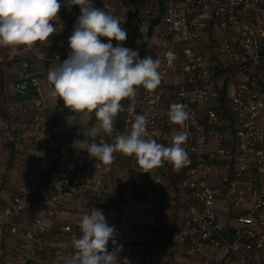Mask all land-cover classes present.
Instances as JSON below:
<instances>
[{
	"label": "built area",
	"instance_id": "1",
	"mask_svg": "<svg viewBox=\"0 0 264 264\" xmlns=\"http://www.w3.org/2000/svg\"><path fill=\"white\" fill-rule=\"evenodd\" d=\"M94 6L116 16L127 32L126 42L137 46L144 39L151 24L160 28L154 45L153 59L160 60L162 80L153 91L138 87L134 98L121 103V127L113 136L130 131L134 115L146 114L147 129L152 138L159 135L165 121L159 105L167 91V76L171 69L186 75L190 84L183 82L169 88L173 104H183L189 119L178 125L179 132L188 134L182 145L196 165L179 179V186L188 190L200 203L187 205L178 230V239L185 243L186 254L193 264H214L215 255L231 256L235 264H264V0H92ZM60 12L65 13L62 6ZM73 22L54 24L57 32L73 34L79 17L71 13ZM215 31L229 32V38L203 46L204 39ZM107 43L106 38H102ZM203 47L204 51L199 52ZM71 49L55 48L44 54L29 51L28 58H11L20 65L14 90L32 92V102L39 113L21 131L57 134L71 128L70 120L53 122L47 109L55 106L51 98L52 85L40 70L31 72L32 64L60 61L69 58ZM223 95L228 99L232 115L233 143L223 145L224 134L210 128L218 117L210 100ZM134 106V113L127 111ZM15 103L6 105L12 113ZM203 108L199 113L196 109ZM15 128L3 126L0 143L13 140ZM23 168L29 174L26 186L11 196L0 208V239L17 238V246L9 255L0 253V264H65L74 252L72 237L79 238L80 218L93 209H101L109 226L118 229V243L123 245L122 256L131 264L148 259L145 251L134 253L135 233L128 209L109 211L102 199L105 190L101 176L93 175L101 166L84 159L69 158L53 140L38 147L19 144ZM227 158L221 184H211L208 176L216 156ZM184 168V167H183ZM173 171L176 175L182 173ZM155 182L161 187V178ZM124 186L130 190L132 179ZM177 192L164 202L175 203ZM230 196L234 206L248 203L245 211L234 221L230 240L216 234L219 211L216 201ZM86 205L87 208H84ZM209 245L212 251L204 253ZM111 250V244H109Z\"/></svg>",
	"mask_w": 264,
	"mask_h": 264
},
{
	"label": "clouds",
	"instance_id": "2",
	"mask_svg": "<svg viewBox=\"0 0 264 264\" xmlns=\"http://www.w3.org/2000/svg\"><path fill=\"white\" fill-rule=\"evenodd\" d=\"M65 6L69 11L78 6L81 14L68 40L69 58L48 71L47 79L53 86L50 95L73 112L94 111L96 117V123L73 146L104 165L114 162L115 153L134 156L144 173L165 161L177 171L187 166L190 159L182 145L188 134L178 132L170 147L157 143L147 129L146 114L134 115L130 131L115 136L113 143L106 141L104 137L113 136L118 113L125 111L121 101L134 98L138 87L148 91L158 88L161 62L151 56L140 58L137 50L124 47L127 32L119 18L96 8L92 0H66ZM61 7L60 0H0V47L29 52L38 42L47 44L57 33L54 21L59 19ZM113 40L118 42L115 46ZM127 111L134 113V106ZM167 115L175 125L189 119L188 110L178 103L171 105ZM79 230V238L72 237L74 252L65 264H131L121 255L118 229L109 226L101 209L83 214Z\"/></svg>",
	"mask_w": 264,
	"mask_h": 264
},
{
	"label": "crops",
	"instance_id": "3",
	"mask_svg": "<svg viewBox=\"0 0 264 264\" xmlns=\"http://www.w3.org/2000/svg\"><path fill=\"white\" fill-rule=\"evenodd\" d=\"M62 6L65 7V13H59V19L54 24H69L74 20L71 13H78V6H72L71 11L65 6L66 0H60ZM152 27V34L147 41V56L154 57V47L149 46L151 39L155 38L157 42L160 28ZM149 30V28H148ZM148 33V31H147ZM146 33V34H147ZM145 34V36H146ZM229 32L215 31L210 37L204 39L203 46L211 42H219L230 37ZM69 34L67 30L57 32L50 37L47 44H37L36 51L44 54L50 53L53 49H63L69 46ZM125 42V41H124ZM113 46L118 42L113 40ZM155 45V44H154ZM201 47L199 52H203ZM0 134L3 126L6 124L15 128L13 140L7 144L0 143V208H2L15 193L21 191L27 184L29 174L23 168V156L17 149L19 144L24 146L38 147L39 144L48 143L50 140L55 141L63 149L64 153L72 159H84L101 166L100 171H95L93 175L101 176L105 190V196L102 199L105 207L112 213H117L119 209H128L131 217V226L135 233L132 240V248L134 253L145 251L148 259H143L140 264H193V257L186 254V245L178 239V230L182 225L186 206L193 204L200 207V203L191 195V193L179 186V179L185 177L187 170L196 165L195 160L185 166L180 175H176L173 166L164 162L160 167H154L144 173V169L138 166L135 157L124 156L121 153H115V160L111 165H104L100 161L90 158L86 151L76 149L73 142L83 139V133L96 123L94 111L91 113L74 112L64 116L62 120H70L71 128L63 129L57 134L40 133L29 131L26 135H21V131L26 128L32 119L39 113V109L32 102V92L26 91L19 93L14 90L13 83L16 80L20 65L11 58H28L29 52L11 49L9 47H0ZM60 61H48L45 63L32 64L31 72L40 69L46 76L51 68L56 67ZM183 82L190 84L186 75H180L174 69L169 71L166 84L167 91L163 94L160 101V111L165 117L162 129L159 135L154 139L157 143L170 147L173 143V136L178 131V125L171 124L168 119V111L173 104V97L169 93V88ZM59 100V99H58ZM58 102V101H57ZM15 103L16 110L9 113L6 105ZM121 103H125L123 99ZM208 105L213 107L218 117V123L213 124L210 128L218 130L224 134L223 145L229 147L233 143L232 134V115L228 99L223 95L214 100H210ZM57 108V103L53 107H49L47 111H51L52 115ZM199 113L203 112V108H195ZM122 118L118 113L114 121V130L121 127ZM108 143L114 142V137H104ZM99 140V138H97ZM91 142V141H90ZM227 158L220 155L216 156L215 164L208 176V182L211 184H221L224 177V165ZM161 178V187L158 188L155 179ZM132 179V186L127 190L124 186L125 179ZM177 192L175 203L164 202L169 194ZM86 205L84 208H87ZM248 203L241 206H234L233 199L230 196H221L216 201V208L219 211L217 219L218 225L216 234L226 240L232 238L233 228L235 226V217L245 211ZM17 246V238L7 236L0 239V253L9 255ZM213 249L207 245L203 252L208 254ZM214 264H235L231 256L221 255L217 252Z\"/></svg>",
	"mask_w": 264,
	"mask_h": 264
},
{
	"label": "trees",
	"instance_id": "4",
	"mask_svg": "<svg viewBox=\"0 0 264 264\" xmlns=\"http://www.w3.org/2000/svg\"><path fill=\"white\" fill-rule=\"evenodd\" d=\"M154 23L150 25L148 33L146 34V36L144 37V39H142V42L137 45V46H133L131 44H129L128 42H123V46L133 49V50H137L139 52V56L140 58H145L147 56V51H146V45H147V41L150 38L151 34H152V27H153ZM74 113L71 109L65 107L64 103L62 100H58L57 102V108L55 109L54 113H53V122H59L64 116H67L69 114Z\"/></svg>",
	"mask_w": 264,
	"mask_h": 264
},
{
	"label": "rangeland",
	"instance_id": "5",
	"mask_svg": "<svg viewBox=\"0 0 264 264\" xmlns=\"http://www.w3.org/2000/svg\"><path fill=\"white\" fill-rule=\"evenodd\" d=\"M155 43H156L155 38H153V39H151V41H150V43H149V46L154 47V44H155ZM2 57H3V54L0 53V58H2Z\"/></svg>",
	"mask_w": 264,
	"mask_h": 264
}]
</instances>
